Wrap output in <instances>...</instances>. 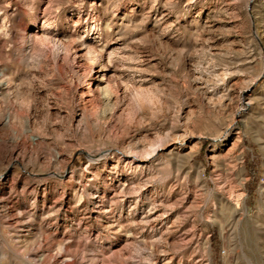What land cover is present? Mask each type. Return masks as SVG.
<instances>
[{"label": "rangeland", "instance_id": "rangeland-1", "mask_svg": "<svg viewBox=\"0 0 264 264\" xmlns=\"http://www.w3.org/2000/svg\"><path fill=\"white\" fill-rule=\"evenodd\" d=\"M0 264H264V0H0Z\"/></svg>", "mask_w": 264, "mask_h": 264}, {"label": "bare ground", "instance_id": "bare-ground-1", "mask_svg": "<svg viewBox=\"0 0 264 264\" xmlns=\"http://www.w3.org/2000/svg\"><path fill=\"white\" fill-rule=\"evenodd\" d=\"M236 168H237V167H236ZM236 170H237V169H236ZM238 171H239V170H238ZM237 173H238V172H237ZM230 174H231V173H230ZM236 175H237V174H236ZM228 176H229V175H228ZM233 178H234V176H233ZM233 178H232V180H233ZM234 187H235V186H234ZM235 189H236V188H235ZM232 190H233V189H232ZM234 193H235V192H234ZM238 193H240V192H238ZM236 194H237V193H236ZM236 194H235V195H236ZM233 196H234V195H233ZM236 196L238 197L239 195L237 194ZM237 202H238V201H237ZM237 202H236V203H237Z\"/></svg>", "mask_w": 264, "mask_h": 264}]
</instances>
